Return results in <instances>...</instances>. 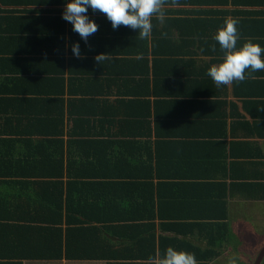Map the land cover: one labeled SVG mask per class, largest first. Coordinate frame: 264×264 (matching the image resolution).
Segmentation results:
<instances>
[{
    "label": "crops",
    "instance_id": "crops-1",
    "mask_svg": "<svg viewBox=\"0 0 264 264\" xmlns=\"http://www.w3.org/2000/svg\"><path fill=\"white\" fill-rule=\"evenodd\" d=\"M65 7L0 0V263L17 255L23 264H158L172 246L199 264H256L264 248V70L219 88L207 72L225 55L214 36L226 18L240 21L237 47L253 39L264 48V0H169L143 40L89 12L98 31L87 44L62 18ZM76 42L83 59L72 52ZM100 53L111 59L97 64ZM131 170L147 173L156 193L114 176ZM37 172L59 191L65 185V203L76 172L86 176L81 200L100 221L71 244L86 257H20L43 251L26 236L49 225L29 209L39 179L13 174ZM66 211L52 214L65 221L63 236L77 227Z\"/></svg>",
    "mask_w": 264,
    "mask_h": 264
},
{
    "label": "clouds",
    "instance_id": "clouds-1",
    "mask_svg": "<svg viewBox=\"0 0 264 264\" xmlns=\"http://www.w3.org/2000/svg\"><path fill=\"white\" fill-rule=\"evenodd\" d=\"M168 2L169 0H70L62 13V18L73 25V31L78 33L87 44L89 36L98 31V24L87 15L90 6L93 11L106 14L113 29L121 25L130 27L138 30V37L143 40L152 33L154 17L163 22L166 15L164 5ZM172 2L175 3L176 0ZM239 23L237 18H226L214 36V40L225 53L222 61L213 64L207 72L217 88L233 82H243L251 73L264 70V59L261 56L264 48L259 43L249 39L241 47H237L240 39ZM212 51H216L215 44L212 45ZM72 52L76 58H85L81 53L79 42L72 44ZM94 59L97 64H102L111 57L107 53H100ZM246 70H250L248 75ZM257 110L264 111V108ZM158 264H199V262L195 253L169 246Z\"/></svg>",
    "mask_w": 264,
    "mask_h": 264
},
{
    "label": "trees",
    "instance_id": "trees-1",
    "mask_svg": "<svg viewBox=\"0 0 264 264\" xmlns=\"http://www.w3.org/2000/svg\"><path fill=\"white\" fill-rule=\"evenodd\" d=\"M69 2V0H53V4H58V5H66ZM94 12L92 10L88 9V12ZM45 160H47L48 164H53V158L51 157H45ZM116 161H122V162H128V160H125L124 158H114ZM46 163V162H45ZM46 163V165H47ZM42 164V162L40 163ZM38 162H28V163H23V165H40ZM132 172L128 174H122V173H117L114 176L117 178H124V179H129L133 181H137L141 187H143V191H149L152 192V195H154L155 192V187L152 185L151 178L146 176L148 175L147 173L145 174H139L136 173L135 171L131 170ZM38 174H33V173H28V174H13L14 177H28V178H33V179H39L40 182H35L34 185L37 186V192L35 190V197L39 199V201H36V204L31 205L29 209L34 212H39L40 214L46 215V220L45 222L49 225L48 227H41L40 229V235L33 234L30 232L27 234V243H34L38 239V243H40L41 248L43 251H26L25 249H22V254L21 258H29V259H41L42 256L44 255L46 258H57L61 259L64 257L67 258H72L75 259L76 257L79 258H84L86 257L85 254H82V250L80 249V253H76V255H73L75 253H72L71 251V244H74L76 246L80 245L78 240H83L84 237L90 235V231H95L96 228L90 226L86 227V224H90L92 222H99L100 220L92 215L94 212V208L88 205L83 204L82 202V196H83V184L82 180L86 178V176L79 174L80 172H76L77 174L75 175L76 177V184L73 185L71 184L70 189H69V194L67 197V202H64V199L66 198L65 196V185L62 186V189L59 191L56 189L55 185L58 186L57 184H52V183H46V182H41L40 179L47 178L49 175L47 174H42L40 172H37ZM50 177H53V175H50ZM81 180V181H78ZM154 180V178H153ZM163 180V178H161ZM38 181V180H37ZM141 181V184H140ZM25 183L20 184L18 187V192L15 194L14 193V200H17L19 197H23L25 195ZM45 183V184H44ZM134 185V184H133ZM75 186V187H74ZM74 187V188H72ZM57 188H61L58 186ZM159 194L161 196L164 195V188L163 185H159ZM33 195V194H32ZM21 199V198H20ZM67 208V214H68V222L71 224H76L75 229H70L69 232L63 236L64 234V229L62 226L64 225L65 221L63 219H54L52 214H62L64 209ZM19 210H22V207H19ZM16 208V212L19 211ZM102 222H106L103 221ZM54 223V224H53ZM68 223V224H69ZM15 226V225H14ZM13 226V227H14ZM61 226V227H60ZM27 227V226H26ZM19 226L15 229V233L18 234L19 232ZM30 229V228H27ZM62 233L61 236H58L59 233ZM30 237V238H29ZM81 240V241H82ZM72 241V242H71ZM26 252V253H25ZM26 254V255H25ZM3 256V258H6V255L1 254L0 256ZM14 255V254H13ZM155 257H157V253L154 254ZM43 256V257H44ZM17 260L20 258H17V255L13 256ZM44 257V258H45ZM14 260L11 263H4V264H23V262H20L19 260ZM3 264V263H0ZM264 264V263H263Z\"/></svg>",
    "mask_w": 264,
    "mask_h": 264
},
{
    "label": "rangeland",
    "instance_id": "rangeland-1",
    "mask_svg": "<svg viewBox=\"0 0 264 264\" xmlns=\"http://www.w3.org/2000/svg\"><path fill=\"white\" fill-rule=\"evenodd\" d=\"M259 231H260V234L262 236H264V221H262V223L259 225ZM236 245H237V247H240L239 240L236 241ZM259 252H261V251H259Z\"/></svg>",
    "mask_w": 264,
    "mask_h": 264
},
{
    "label": "water",
    "instance_id": "water-1",
    "mask_svg": "<svg viewBox=\"0 0 264 264\" xmlns=\"http://www.w3.org/2000/svg\"><path fill=\"white\" fill-rule=\"evenodd\" d=\"M264 263V248L263 250L261 251L259 257H258V260L256 262V264H263Z\"/></svg>",
    "mask_w": 264,
    "mask_h": 264
}]
</instances>
